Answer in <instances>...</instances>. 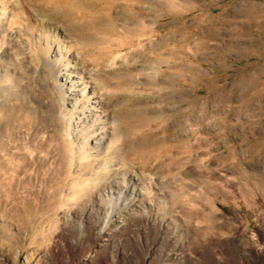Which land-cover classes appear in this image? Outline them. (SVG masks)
Segmentation results:
<instances>
[{
    "label": "rangeland",
    "instance_id": "374dc122",
    "mask_svg": "<svg viewBox=\"0 0 264 264\" xmlns=\"http://www.w3.org/2000/svg\"><path fill=\"white\" fill-rule=\"evenodd\" d=\"M85 1L101 2L122 40V29L134 24L120 5L144 8L143 28L155 34L142 41L144 53L124 52L122 59L135 65L143 104L152 106L148 120L170 137L154 145L138 131L131 136L135 145H148L144 152L163 157L150 169L142 149H99L93 141L99 132L80 122L86 115L70 100L72 86L49 63L21 54L5 61L0 264H264V0ZM14 3L24 17L31 10L66 38L60 15ZM153 43L160 51H152ZM172 62L174 74L166 70ZM166 79L176 83L171 99L159 94L170 90ZM186 143L193 151L173 155L171 164L169 151ZM166 165L170 187H121L124 175L158 183Z\"/></svg>",
    "mask_w": 264,
    "mask_h": 264
},
{
    "label": "bare ground",
    "instance_id": "6f19581e",
    "mask_svg": "<svg viewBox=\"0 0 264 264\" xmlns=\"http://www.w3.org/2000/svg\"><path fill=\"white\" fill-rule=\"evenodd\" d=\"M25 1H28L35 6L40 5L43 8L60 15V18L67 23L68 28H63L61 30L64 32L66 38L61 35L59 36L60 30L58 28L50 27L48 24L49 22L42 21L31 10L30 13H28L29 15L24 17L22 13L15 8L14 0H0V65H3L5 61L8 63L11 59H16L20 54L30 61L35 60L34 58L36 57V60H40L44 66L45 63H49L53 67L55 76L64 78L66 85L72 86V89H70V95L73 98H70V100L75 101L74 106L76 108H80L85 112V114L82 113L80 115H86L80 119V122L85 123V126L91 128L92 131L99 132L93 138L95 146L99 149L104 148L107 150H114L124 146L127 148V154L141 152L140 150L142 147L145 149L148 145H141L142 147L135 145L131 136L133 134L137 135L136 131L139 133L138 136L143 139L148 140L150 138L151 144L154 145L159 141L169 140V131L164 127V129L160 128L161 130H157L158 123L150 118V120H148L147 118V115H149L152 110V106L143 104L144 98L147 100V97H143L146 96V94H142L143 86L138 82L135 83L136 80H134L132 76L134 75V63H125L126 61H123L125 57L122 56V53L126 52V54H123L126 56L129 53L134 54V52H143L148 47L143 46L142 41L146 40L144 38L149 35V33L151 35L155 34L154 31L147 33L143 28L144 25L140 20L142 19L140 18V14L143 13L144 8L139 2L132 6L126 3L120 5L122 8L119 7L121 11L123 10L122 12L128 19L129 24H134L133 27L137 26V29H134L133 27L131 28V26H125L122 29V34L126 38L122 37L124 38L122 40L119 38L118 32L115 30L113 23L108 18V14L106 11L104 12L103 8L100 6L101 2H88L85 0ZM110 6L107 5L106 9L109 10ZM130 8H135L137 13H131L129 11ZM154 17L155 16H153V18ZM138 26L140 28H138ZM173 41L174 37H171L169 39V44L171 45ZM158 46L157 43H153V49L151 48L152 51L157 52L160 48V46L157 48ZM55 49L56 51H54ZM167 52L171 55L176 54L173 47L168 48ZM143 53L142 57H144ZM156 56H158V54ZM186 58L188 59L189 57ZM159 61L160 64L157 63V65L160 69L164 67L165 62L160 59ZM168 64L166 65V70L169 69V73L171 74L172 70L175 69L174 64L176 63L172 62L171 66H168ZM172 73L174 74V72ZM170 74L169 76H171ZM163 79L162 81H164ZM164 83L170 86V90L169 92L160 91L163 93L159 94L166 96V98H170L176 91L174 87L175 82H173L172 79L171 81L166 79ZM180 87L187 88L188 85L185 81H182ZM159 90L161 89L159 88ZM157 92L155 93V96L160 98L162 95L157 94ZM166 100L168 101L169 99ZM159 102L155 101V104H159ZM168 106L169 105H167V109ZM159 107L157 106V108ZM161 109L166 111L165 107H161L159 110ZM152 118L154 119V117ZM160 134L161 137H159ZM222 135L223 134L219 133L220 137ZM183 138H185V136ZM193 148L194 145L189 143H186L184 146L182 145L179 149L172 148L169 151L171 156L170 163L172 162L173 155L185 153L190 154L193 151ZM149 154H151V152H144L143 150V154L140 155L144 160L147 158L150 161L146 165V168L149 167L150 169L151 167L160 165V158L162 156L159 158L156 154L155 156ZM234 158L235 154L232 155V160ZM160 170V172L164 174V177L158 179V183H155L154 181L149 182L145 178L137 179L138 183H132L133 180L124 175L121 176L122 182L124 183L121 187L129 188L135 185L144 187V185L149 183L154 185V187H168V181L173 179L171 176L172 165L161 167Z\"/></svg>",
    "mask_w": 264,
    "mask_h": 264
}]
</instances>
